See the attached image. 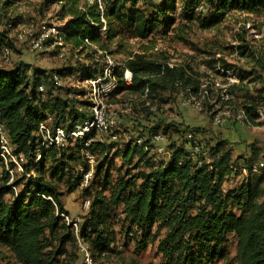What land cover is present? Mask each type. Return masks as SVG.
<instances>
[{"label": "trees", "instance_id": "obj_1", "mask_svg": "<svg viewBox=\"0 0 264 264\" xmlns=\"http://www.w3.org/2000/svg\"><path fill=\"white\" fill-rule=\"evenodd\" d=\"M178 1L181 20L187 26L201 22L203 28L213 27L229 12L264 15V0ZM25 2L27 0H0V59L5 62L6 50L12 55L11 34L23 26L38 21L44 23L55 5L58 9L53 11V18L66 24L59 28L65 46L70 53H76L90 63L89 68L85 69L83 65L78 71L47 72L24 64L12 69L0 67V121L7 127L15 154L25 161V173L33 172L36 176H15L9 186L11 177L0 160L3 169L0 178V246L19 264H58L63 256H69V247L76 246L71 229L58 216L62 212L68 213L58 183L67 180L68 192L72 193L80 187L82 180L80 174L74 184L71 183L72 170L80 164L84 170H88V166L82 158L84 149L79 145L76 147L79 158L74 154L67 157L64 148H50L36 163L40 145L37 132L39 125L49 118H52L53 128H71L90 112L86 101L64 100L59 94L62 86H58L54 78L65 80L69 75L85 81L98 75L101 63L95 56L98 51L109 53L100 34L103 20L108 40L130 33L133 38L144 41L161 27L162 33L167 35L175 25V19L165 17L173 11L171 8L175 7L176 0H163L162 5L153 8L149 15L134 11L142 0H41L38 5H32V11L21 13L20 7ZM204 13L211 17L208 19ZM86 40L99 50L89 52ZM242 41L239 59H244L250 69L242 71L237 83H226L228 86L224 89L213 90L210 83L206 91H201L199 81L189 68L170 69L167 64L135 56L126 63L133 73L132 85L120 86L114 97L122 94L139 97L143 99L140 103L144 107L142 111L150 118H157L164 94L183 92L186 97L203 96L206 100L202 110L213 118L218 111L243 112L248 126H259V113H264V49H254L245 37ZM48 43H53V39ZM215 64L223 71L233 70L225 60ZM221 76L227 77L225 73ZM41 86L44 93L39 90ZM223 94L229 95V100H223ZM136 107L133 104L134 114L139 113ZM152 107L157 111L152 112ZM79 108L83 110L80 112ZM132 123L139 126V138L144 140L141 145L133 144V141L126 144L123 158L130 166L132 160L139 157L143 167L135 174L127 171L119 178L117 185L112 187L110 199L97 191L81 226L82 238L90 245L95 260L114 252L116 236L110 228V209L122 204V214L128 222L127 233L132 234L135 230L140 234V249H145L149 240L155 242L159 233L164 232L158 252L165 264H226V246L230 239L237 242L234 264H264V170L253 172L255 164L260 163L259 154L234 160L230 143L218 138L207 149L209 160L198 164L188 154V134L185 132L190 130L189 134L195 137L197 134L206 136L202 129L176 126L174 136L177 139L171 136L166 149L168 137L160 133L163 121L156 120L147 128ZM171 127L167 126L164 133ZM158 134L166 138L163 142L167 150L166 161L149 157L156 148L154 137ZM115 145L116 142L96 143L90 153L106 158ZM102 164L97 167L95 178L100 176ZM239 171L247 172L248 178L238 188L227 191L225 184ZM108 186L106 177L103 188ZM154 226L156 233L151 237Z\"/></svg>", "mask_w": 264, "mask_h": 264}, {"label": "rangeland", "instance_id": "obj_2", "mask_svg": "<svg viewBox=\"0 0 264 264\" xmlns=\"http://www.w3.org/2000/svg\"><path fill=\"white\" fill-rule=\"evenodd\" d=\"M40 2L41 0H27V2L21 5L20 12L27 13L32 11V5H38ZM162 2L163 0H142L139 7L134 9V11L145 12V15H149L152 13L151 10L156 6L160 7ZM57 9L58 7L54 5L44 23L38 21L31 26L20 27L11 34L14 45L12 57L9 62H4L0 59V67L12 69L18 64H24L31 66L33 69L51 72L60 69H73L74 71H78L77 69H80L84 65L86 59L84 57H79L76 53L74 55H77L78 58H75L71 52L65 60L60 59L58 57V49L57 47L52 48V43L47 44L46 50H48L45 52L37 53L31 50L30 41L38 36L39 33H42L44 30L47 31L52 26L59 28L65 27L66 24H61L56 18H53V11ZM171 9L173 11H170L165 19L174 18L175 25L172 26L171 31L167 35L162 33V27L159 28V31L155 33L153 37L144 41L133 38L130 33L120 34L116 38L108 40L106 38V32H101L103 45L108 47L109 53L113 54L114 59L118 62L127 63L128 61H132L135 56H142L147 60L162 65L172 63L177 67L189 68L193 77L199 81L201 91H206L208 87H210V83L213 84V90L221 88L228 83L229 78L238 79L242 71L244 72L250 69V66L244 59H238L240 57L238 55V50L243 44L242 39L244 37L252 44L254 49H264V15H247L238 12H229L218 25L203 28L201 22L190 26L182 22L180 12L181 5L178 0H176L175 7ZM205 13L204 15H206L207 18L211 17ZM209 21L210 20H207V22ZM103 23V27H106L105 20H103ZM94 50H99V47L91 46L89 52ZM220 60H225L233 67V70H230V74H226L227 77L221 76L223 72L221 68H219L220 65L215 64ZM76 79L78 78H72L68 75L62 82V89L59 94L64 100L84 101V88L78 84ZM245 80L247 81L248 78H245ZM182 95L184 96L183 92L175 94L165 93V100L157 112V118H150L146 112L142 111L143 106L140 103L143 99L139 97L122 94L110 100L111 111L118 113L119 117V126L116 132L119 140L116 141L115 148L106 158H103L102 155L98 153L94 155L96 163L93 168V178L88 187L83 188L80 186L72 193H69L66 183L67 180L58 183L60 192L63 194L62 202L77 205L80 209V215H76L75 218L84 219L88 212L86 213L83 210V204L85 201H89L91 204L97 191L102 192L105 197L110 199L112 187L117 185L119 178L124 176L127 171H132L131 173L135 174L143 167V162H139V157H135L130 166L126 164L123 158L126 144L130 143V141H133V144H137L139 140V126H134L132 121L146 128L156 120L163 121L164 123L162 124V131L160 133L168 137V142L165 144L166 149L169 145V138L171 136L173 139H177V137L174 136L176 126L182 127V129H185L187 126L191 128V130L196 128L202 129L204 133L206 132V136L197 134L196 137L208 150L215 144V139L219 138L228 141V135L229 138H231V135L225 132L226 130L228 131L229 129L227 128L231 126L233 128L236 125L239 126L246 135L261 133L262 137L264 136L263 128L259 130L254 129L252 126L238 124L235 121L238 114H233V112H231V117L226 126H217L213 121L214 118L210 116L207 111H200L193 107L183 108L181 106ZM184 98H186V96H184ZM198 100L203 107V102L206 99L201 96ZM133 104L137 105L136 108L139 113L134 114ZM222 112L223 111H218L216 117L222 118ZM132 117L136 119V121L132 120ZM171 125L172 127L168 130V133H164L165 128ZM189 133H191L190 130L185 132V135ZM260 140L254 141L251 147L256 152L262 151V154L258 155V160L260 163H264V142ZM76 147L77 146L74 144L63 147L67 157L72 154L77 158L80 157L76 152ZM232 155L234 160L237 159L236 154ZM149 157L156 158L158 161H166L168 158L165 155L156 154L155 150L150 152ZM82 158L85 161V158ZM240 158L244 159L245 155H241ZM100 163H103L101 173L98 178H95L96 170ZM135 166L136 168L134 170ZM83 167L84 166L81 164L75 166V169L72 170L71 183L74 184L76 179L80 176ZM2 170L3 169L0 167V178ZM106 177L109 186L104 189L103 182ZM247 178V172L239 171L232 174L225 184L226 190L229 191L238 188ZM20 190H22V187L17 189L19 192ZM110 210V228L111 231L115 233L116 244L113 253L96 260L98 264L166 263L165 259H163L162 255L158 252V243L164 236V232L159 233L158 239L155 242L149 240L147 247L145 249H140L139 244H141L142 241L140 234L135 232V230L132 234L127 233L128 222L122 214L123 205L117 204L111 206ZM156 229V226L151 229V237H154ZM226 251V264H234L237 254V242L234 239H230L226 246ZM68 253L69 256H63L58 264H82L76 246L72 248L69 247ZM0 264L19 263L7 249L0 246Z\"/></svg>", "mask_w": 264, "mask_h": 264}, {"label": "built area", "instance_id": "obj_3", "mask_svg": "<svg viewBox=\"0 0 264 264\" xmlns=\"http://www.w3.org/2000/svg\"><path fill=\"white\" fill-rule=\"evenodd\" d=\"M102 10V6H100ZM100 32L105 33L106 27H103ZM53 39L52 48L58 47V57L65 60L70 51L65 46L62 37L60 36L59 27L52 26L47 31L39 33L30 41V47L33 52L41 53L45 52L47 42ZM86 46L91 47L92 44L89 40H86ZM11 53L6 50L4 53L5 62L11 60ZM78 58L77 55H74ZM96 61L101 63V69L97 76L92 79L82 81L76 79L78 84L84 88V101L87 102L90 115L84 120L74 124L71 128L66 127H52V118H49L46 122L39 125L37 135L40 138V145L37 150L36 163L41 161L45 151L50 148H63L68 145H79L83 147V156L86 160L88 170H81L82 180L81 187H88L93 178V168L96 163L95 156L90 153V149L96 143L116 142L119 140L116 132L119 126L118 113L111 111L110 100L114 97V94L118 91L120 86H131L133 83V73L127 67L125 62H118L114 57L103 51H98L95 56ZM85 69L89 68L90 63H84ZM170 69H174L177 66L172 63H167ZM225 74H230V71H223ZM228 84H234L238 82V79H228ZM64 80L58 77L54 78V82L58 86H62ZM228 84L221 87L226 88ZM41 93H44V88H39ZM223 100H229V95H222ZM181 106L183 108L193 107L197 110H202L201 102L197 97H186L182 95ZM83 109L79 108L81 112ZM152 112H156L157 108L152 107ZM222 118L214 117V123L217 126L224 127L227 125L228 120L231 117V112L226 110L222 112ZM260 120L264 122V113H259ZM235 121L240 125H247L246 117L243 112H239L235 118ZM165 137L162 134H158L154 137V143L156 145L155 152L159 155H166V149L163 146ZM143 138H139L137 145L143 143ZM188 147L187 151L190 158L198 164L209 160V152L203 147L199 140L192 134L187 135ZM0 160L3 161L6 171L9 173L11 179L8 182L9 186L12 185V181L15 176H26L27 178H35V173H25L24 171V159L22 156L15 154V149L11 143L7 127L4 122L0 121ZM13 165V166H12ZM264 170V163H256L253 172ZM15 189V188H14ZM90 202L85 201L83 204V210L87 213L90 210ZM58 216L62 219L63 223L69 227L75 238L76 247L80 256L82 264H98L91 251L90 245L82 238L81 226L82 221L79 218L71 216L69 213L62 212Z\"/></svg>", "mask_w": 264, "mask_h": 264}, {"label": "crops", "instance_id": "obj_4", "mask_svg": "<svg viewBox=\"0 0 264 264\" xmlns=\"http://www.w3.org/2000/svg\"><path fill=\"white\" fill-rule=\"evenodd\" d=\"M259 123H260L259 126H256L253 128L259 129V130H262V128L264 129V124H263L264 122H262L260 120ZM227 129H229V130L228 131L226 130L225 132L227 134L231 135V138H229V135H228L227 140L231 143V148H232L233 154H236V158H240L241 155H243V154L245 155L244 159H248V158L252 157L254 153H258L259 155L262 154L261 153L262 151L256 152L251 147V144L256 140L262 139L260 141L264 142V136L262 137L261 133H257V134L254 133L251 135H246V133L243 131V129H241L237 125L234 128L231 126ZM257 148H259V147H257ZM63 205H64L65 210L71 216L76 217V215H80L79 214L80 209L77 207V205L65 203V202H63ZM81 221H83V220H81Z\"/></svg>", "mask_w": 264, "mask_h": 264}]
</instances>
